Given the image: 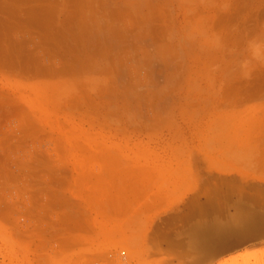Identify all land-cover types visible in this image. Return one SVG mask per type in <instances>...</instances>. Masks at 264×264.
Masks as SVG:
<instances>
[{"label":"rangeland","instance_id":"rangeland-1","mask_svg":"<svg viewBox=\"0 0 264 264\" xmlns=\"http://www.w3.org/2000/svg\"><path fill=\"white\" fill-rule=\"evenodd\" d=\"M252 41L264 0H0V264H174L127 240L149 200L130 168L233 106L217 97L264 95Z\"/></svg>","mask_w":264,"mask_h":264},{"label":"crops","instance_id":"crops-1","mask_svg":"<svg viewBox=\"0 0 264 264\" xmlns=\"http://www.w3.org/2000/svg\"><path fill=\"white\" fill-rule=\"evenodd\" d=\"M231 103L196 119L178 148L164 153L161 165L128 167L142 175L139 182L129 181L130 188L142 195L149 190L147 203L131 207L141 214L142 232L127 235V240L139 238L144 252L165 253L174 264H227L264 253V95L231 101L223 94L213 108ZM239 215L241 227L222 226ZM162 218L175 224L159 227L158 250L150 223Z\"/></svg>","mask_w":264,"mask_h":264},{"label":"clouds","instance_id":"clouds-1","mask_svg":"<svg viewBox=\"0 0 264 264\" xmlns=\"http://www.w3.org/2000/svg\"><path fill=\"white\" fill-rule=\"evenodd\" d=\"M250 56L252 59L257 62L264 61V44L256 41L249 43ZM244 223V218L242 215L236 216L235 219H232L229 224L222 226H231V227H241Z\"/></svg>","mask_w":264,"mask_h":264},{"label":"bare ground","instance_id":"bare-ground-1","mask_svg":"<svg viewBox=\"0 0 264 264\" xmlns=\"http://www.w3.org/2000/svg\"><path fill=\"white\" fill-rule=\"evenodd\" d=\"M261 140H262V139H261ZM229 148H230V147H229ZM235 148H236V147H235ZM238 148H239V147H238ZM227 149H228V148H227ZM230 151H231V150H230ZM226 153H227V152H226ZM229 154H230V153H229ZM250 156H251V155H250ZM249 158H250V157H249ZM243 159H244V158H243ZM240 160H241V159H240ZM247 160H249V159H247ZM247 160H246V161H247ZM238 162H239V161H238ZM228 163H230V162H228ZM232 163H235V162H232ZM232 163H230V164H232ZM243 163H244V162H243ZM248 163H249V162H248ZM236 164H237V162H236ZM252 164H254V163H252ZM227 165H228V164H227ZM244 165H246V164H244ZM248 165H249V164H248ZM252 166H253V165H251V168H252ZM238 167H239V166H237V168H238ZM249 167H250V166H249ZM233 168H234V167H233ZM257 168L259 169L258 166H257ZM253 170H254V169H253ZM254 171H255V170H254ZM259 172H260V171H259ZM257 173H258V172H257ZM262 173H263V172H262ZM259 175H260V174H259ZM263 175H264V173H263ZM140 187H141V186H140ZM141 188H142V187H141ZM225 194H226V193H225ZM259 195H261V194H259ZM255 199H256V198H255ZM250 201H251V200H250ZM244 213H245V212H244ZM191 216H192V215H191ZM262 218H263V217H262ZM249 219H250V218H249ZM216 221H217V220H216ZM209 228H210V227H209ZM212 229H213V228H212ZM212 229H210V230H212ZM262 230H263V229H262ZM202 231H203V230H202ZM202 231H201V232H202ZM263 235H264V233H263ZM228 236H229V235H228ZM228 236H227V238H228ZM244 236H245V234H244ZM244 236H243V237H244ZM246 236H247V235H246ZM250 236H251V235H250ZM247 237H248V236H247ZM227 238H226V239H227ZM252 238H254V237H252ZM252 238H251V239H252ZM194 239H195V238H194ZM257 239H258V238H257ZM238 240H239V239H238ZM244 240H245V242H246V239H244ZM244 240H241V241H244ZM248 240H249V238H248ZM248 240H247V241H248ZM258 240H259V239H258ZM229 241H230V240H229ZM255 241H256V238H255ZM226 242H227V241H226ZM227 244H228V243H227ZM235 244H236V243H235ZM223 246H224V245H223ZM257 247H258V246H257ZM254 248H255V247H254ZM258 248H259V247H258ZM258 248H257V249H258ZM220 249H221V248H220ZM251 250H252V248H251ZM259 251H260V250H259ZM261 252H262V251H261ZM227 255H229V254H227ZM261 255H262V254H261ZM201 256H202V255H201ZM212 256H213V255H212ZM242 256H243V255H242ZM246 257H247V255H246V256H243L242 258H237V259H239V260L242 259V260H243V259H245ZM206 258H207V257H206ZM213 258H214V256H213ZM209 260H211V259H209ZM213 261H214V260H213ZM235 262L237 263L238 260H235Z\"/></svg>","mask_w":264,"mask_h":264}]
</instances>
